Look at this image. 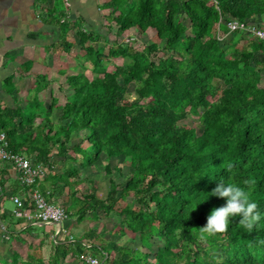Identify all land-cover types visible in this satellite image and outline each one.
Masks as SVG:
<instances>
[{
  "label": "trees",
  "instance_id": "trees-1",
  "mask_svg": "<svg viewBox=\"0 0 264 264\" xmlns=\"http://www.w3.org/2000/svg\"><path fill=\"white\" fill-rule=\"evenodd\" d=\"M102 7L106 35L134 28L141 36L150 28L151 42L141 50L118 42L105 50L94 45L100 32L78 30L77 44L93 76L80 71L66 75L70 91L64 102L51 96L44 106L36 93L48 80L36 74L39 88L24 106L13 96L12 104L0 105V131L9 150L46 166L33 187L48 201L60 199L68 216L77 220L96 210L117 213L123 226L115 232L122 235L127 229L139 244L94 245L93 231L55 243L52 228L4 212L0 220L7 221L3 230L10 237L31 231L43 237L39 244L30 242L24 255L8 244L9 261L0 255V263L64 264L89 251L82 244L87 242L100 249L102 264H264V40L244 31L228 33L227 26L231 19L259 26L256 18L264 16V0H105ZM66 22H60L62 32L69 29ZM217 30L230 34L226 41L217 38ZM70 44L62 39L60 46L68 51ZM157 52L163 56L152 59ZM117 56L129 60L107 69L109 58ZM6 81L10 95L12 79ZM53 109L60 111L57 120ZM189 114L197 117L198 133L180 122ZM78 132H83L79 142L72 143ZM101 154L107 174L111 160L122 158L128 164L125 182L118 187L109 178L104 198L97 196L95 185L80 198L83 181L74 164L91 166ZM54 155L60 157L58 170ZM219 178L243 187L257 202L262 218L251 229L237 216L223 232L201 230L212 208L226 198L212 195L191 209ZM66 187L71 190L68 204L61 198ZM128 196L133 202L120 204ZM47 237L50 252L44 260L36 250Z\"/></svg>",
  "mask_w": 264,
  "mask_h": 264
},
{
  "label": "crops",
  "instance_id": "crops-1",
  "mask_svg": "<svg viewBox=\"0 0 264 264\" xmlns=\"http://www.w3.org/2000/svg\"><path fill=\"white\" fill-rule=\"evenodd\" d=\"M56 1L0 0V105L12 104L13 96L20 106H24L29 99L27 93L34 95L38 87L35 85L36 74H44L48 84L36 95L47 106L51 96L56 97L55 92L61 90L63 74L72 73L62 67L63 54L58 47L62 39L77 43L78 30H97L104 35L106 9L102 3L105 0H58L60 7L57 10ZM57 12L60 22H68L69 29L63 33L54 22ZM256 20L264 27V16H258ZM63 53L67 55L68 52ZM8 77L12 79L13 87L10 95L7 93L10 89ZM46 94L49 98H44ZM11 192H22L17 172L9 163L0 161V214L10 212L5 199H10ZM0 224V237H8L9 232L3 230L7 221L0 220Z\"/></svg>",
  "mask_w": 264,
  "mask_h": 264
},
{
  "label": "rangeland",
  "instance_id": "rangeland-1",
  "mask_svg": "<svg viewBox=\"0 0 264 264\" xmlns=\"http://www.w3.org/2000/svg\"><path fill=\"white\" fill-rule=\"evenodd\" d=\"M56 10L60 7L58 4L59 1H56ZM56 20L54 22L58 23L60 26V20H59V14L55 15ZM186 24H188L187 20H184ZM68 22H66L67 24ZM61 29V27H60ZM62 30V29H61ZM63 31V30H62ZM63 33V32H62ZM229 33V32H228ZM106 35V32L104 33ZM230 34H226L225 37L221 40L222 42L226 41V39L229 37ZM153 36V30L148 28L145 33L141 36H139L136 32L135 29L130 28L123 34L116 36L113 32H109L106 35V41L104 38L101 36L96 42H94L95 46H103V48L106 50L107 45L112 44V43H122V44H127L131 45L134 48L141 50L146 44H149L151 42V38ZM63 38V37H61ZM71 43V42H70ZM60 52L63 54V61H62V67L65 69L67 72L69 70L72 71V73H75L77 71L83 72L88 78H91L93 76V72L91 71V63L86 59L85 53L83 50H81L78 46L77 43H71L70 47L68 48V51H64L63 45L60 46ZM63 52L67 53L65 55ZM163 56V53L157 52L156 54H152L150 57L152 59H155L154 56ZM128 58L126 57H112L109 58V62L107 63V69L112 70L114 64H123L128 62ZM71 64L74 66H68L67 64ZM69 69V70H68ZM69 73V74H72ZM63 74V73H62ZM67 75V74H66ZM65 74H63L62 79H61V90L56 91V97L58 99V103H62L65 100V97L68 95V87H66L67 83L65 80L63 81L64 77H66ZM264 82V74H262ZM65 91H64V89ZM128 90L131 91L129 94L130 96L133 95V85L130 84L128 87ZM26 93V92H25ZM24 93V96L26 95ZM48 93V92H45ZM27 98H30L32 95V92L27 93ZM26 97V96H25ZM49 98V95L46 94L44 95V98ZM58 109H53L52 112V118L54 120H57V115L59 114ZM40 119L37 118L35 119V122H38ZM180 122H183L187 125L193 126L196 128V132L198 133L200 131V126L198 124L197 117L194 115H187L186 118L181 119ZM83 134V132H78L77 134H74L72 137V143H77L80 140V136ZM52 160L56 166V170H58L57 167L60 168V157L58 155H54L52 157ZM105 156L104 154L100 155V158L94 162L91 166L88 167H82L79 164L75 163L74 166L78 170V178L81 179L83 182L79 184V191L77 192V195L81 198L83 194L90 188V186L95 185L97 186L96 189V194L99 198H104L106 196V191L109 187V182L108 179L112 178L117 184L118 187H120L126 179L127 173L130 170V167L126 162L122 161V158L111 160L110 161V168L111 173L107 174L104 170V164H105ZM115 165L120 167V172L115 170ZM70 188L66 187L62 193V199L68 204L70 201ZM6 206L7 208L12 210L14 207L13 202L6 198L5 199ZM61 203V200H58L57 203ZM126 202H133L131 196L126 197L124 201H121L120 204H125ZM12 207V208H11ZM96 215H93L92 213H87L81 220H77L75 216H70L67 221H65L64 226L68 230V233L73 234L74 237L78 236H83L91 231H93L95 237L92 239L94 245H103L107 246V244L111 241H116L118 244H124L128 246H135L139 244L137 236H135L132 232L128 231L125 229L124 234L120 235L119 233L115 232L116 226H123L121 224V216L118 215L117 213L115 214H110L106 215L104 214L103 211L101 210H96L95 212ZM45 227H51V226H45ZM52 228V227H51ZM97 234V235H96ZM43 237L42 232H35L31 231L30 234L24 233V234H18L15 236H9L8 237H0V255L5 259L6 262L9 261V258L11 256V253L9 251V246L15 248L20 254L24 255L27 250V245L30 242H33L35 244H39V241L42 240L41 238ZM91 242V241H90ZM9 244V246H8ZM90 244V243H89ZM93 245V246H94ZM12 249V248H10ZM38 253L43 257L44 260L47 259L48 254L50 252V242H49V237L43 238V243L41 244V247L39 248ZM89 252L101 259L103 258L102 253L97 246L91 247L89 249ZM111 255L116 257L118 254L115 251H111ZM85 264L84 262L80 261L77 257L73 259V257L66 258L64 261V264ZM1 264V263H0ZM151 264H153L151 262Z\"/></svg>",
  "mask_w": 264,
  "mask_h": 264
},
{
  "label": "built area",
  "instance_id": "built-area-1",
  "mask_svg": "<svg viewBox=\"0 0 264 264\" xmlns=\"http://www.w3.org/2000/svg\"><path fill=\"white\" fill-rule=\"evenodd\" d=\"M227 26L228 32L244 31L245 36L253 35L264 40V27L247 24L236 19L228 21ZM216 34L219 40H222L226 35L221 34L219 30ZM7 145L5 133L0 131V161L9 163L16 170L20 184L28 188L10 195L14 204L10 213L30 225L51 226L50 239L55 243L63 238L74 241V235L68 233L64 226L65 221L69 218L65 208L60 203L48 201L37 187H33L34 183L42 179L46 173V166L41 163H34L31 157L23 153L9 150ZM82 244L88 249L91 246L87 242ZM78 259L85 264H102L100 259L93 256L89 251L80 254Z\"/></svg>",
  "mask_w": 264,
  "mask_h": 264
},
{
  "label": "clouds",
  "instance_id": "clouds-1",
  "mask_svg": "<svg viewBox=\"0 0 264 264\" xmlns=\"http://www.w3.org/2000/svg\"><path fill=\"white\" fill-rule=\"evenodd\" d=\"M230 167L231 165H229ZM206 193V198H201L191 211L200 202L205 201L212 195L226 198V203L212 208L210 214L207 216L206 224L200 227L205 234H215L225 231L231 219L237 216L240 217L241 224L249 229L262 218L257 202L250 199L248 191L235 183L219 178V183L210 192L206 191Z\"/></svg>",
  "mask_w": 264,
  "mask_h": 264
}]
</instances>
